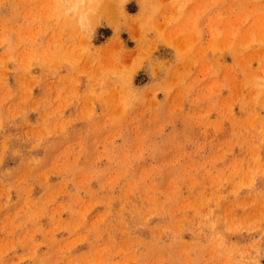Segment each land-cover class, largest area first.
I'll list each match as a JSON object with an SVG mask.
<instances>
[{"label": "rangeland", "instance_id": "374dc122", "mask_svg": "<svg viewBox=\"0 0 264 264\" xmlns=\"http://www.w3.org/2000/svg\"><path fill=\"white\" fill-rule=\"evenodd\" d=\"M0 264H264V0H0Z\"/></svg>", "mask_w": 264, "mask_h": 264}, {"label": "bare ground", "instance_id": "6f19581e", "mask_svg": "<svg viewBox=\"0 0 264 264\" xmlns=\"http://www.w3.org/2000/svg\"><path fill=\"white\" fill-rule=\"evenodd\" d=\"M132 30V29H131Z\"/></svg>", "mask_w": 264, "mask_h": 264}]
</instances>
